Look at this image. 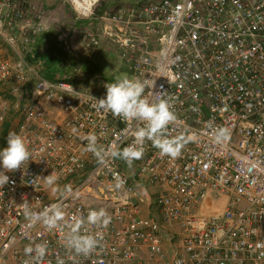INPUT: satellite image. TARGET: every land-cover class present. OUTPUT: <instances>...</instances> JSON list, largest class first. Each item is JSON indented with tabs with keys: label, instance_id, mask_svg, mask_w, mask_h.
Listing matches in <instances>:
<instances>
[{
	"label": "built area",
	"instance_id": "obj_1",
	"mask_svg": "<svg viewBox=\"0 0 264 264\" xmlns=\"http://www.w3.org/2000/svg\"><path fill=\"white\" fill-rule=\"evenodd\" d=\"M67 1L74 20L58 22L55 37L65 70L49 78L51 12L0 0V149L17 132L32 152L0 188V264H264V0H115L102 15L103 0ZM102 51L163 86L177 116L169 137L186 140L179 158L150 141L131 167L111 156L143 124L93 108L90 95L106 96L89 64ZM88 133L102 160L78 138ZM25 201L37 214L60 204L65 220L49 229ZM101 208L107 227L80 229L100 246L77 254L72 227ZM36 244L47 245L42 258L25 253Z\"/></svg>",
	"mask_w": 264,
	"mask_h": 264
},
{
	"label": "clouds",
	"instance_id": "obj_2",
	"mask_svg": "<svg viewBox=\"0 0 264 264\" xmlns=\"http://www.w3.org/2000/svg\"><path fill=\"white\" fill-rule=\"evenodd\" d=\"M99 2V0H97ZM106 96L95 98L92 105L96 111L111 113L112 116L121 120L136 121L143 124L135 132V140L132 144L124 147L122 150H112L111 156L116 159H122L131 167L135 160H139L144 155V143L150 141L152 146L159 150L161 157H169L173 160L181 156L182 150L186 145L184 138H170L169 126L174 125L177 119L173 106L166 98V91L163 86L159 91H154L155 81L147 79L141 80L137 77H129L124 74L118 76L115 82L106 83ZM146 90L148 94L146 95ZM154 97L155 99H150ZM72 131L78 130L74 127ZM78 138L87 142V151L93 153L97 158L103 159L105 149L98 145V137L95 134H80ZM230 139V130L228 128H219L217 130V142H227ZM32 161V152L26 143L24 137L17 132H9L7 137V146L0 149V188L10 183L8 172H16L23 169V166ZM46 183L51 187L55 183V177L51 174L45 178ZM123 184L120 180L119 187ZM71 191V189H66ZM53 191H59L53 188ZM25 215L34 220H42L49 228L54 229L65 220V211L60 204H53L44 212L39 214L32 212L27 202L24 205ZM111 217L108 212L101 208L99 210L89 211L86 220L81 219L72 227V235L69 245L77 254L89 255L100 246V241L92 235L81 234L80 229L88 225L107 227ZM46 244H36L25 248L26 254L35 253L37 258H42L46 254Z\"/></svg>",
	"mask_w": 264,
	"mask_h": 264
},
{
	"label": "crops",
	"instance_id": "obj_3",
	"mask_svg": "<svg viewBox=\"0 0 264 264\" xmlns=\"http://www.w3.org/2000/svg\"><path fill=\"white\" fill-rule=\"evenodd\" d=\"M36 1L42 3L44 7H46L51 12L52 17L54 18L52 21V30L50 33H48L45 36L46 42L44 41V44H42L41 46H44L45 48L49 47V49H51L52 47L53 50L56 49L58 54L62 57L60 60L65 59L64 56L65 54L57 47V42L55 38L57 31L56 27L58 22H62L66 25H69V23L73 22L75 15L73 7L70 5V3L67 0H36ZM114 6H116L115 0H103L102 3H100V5L96 8V13L98 15L105 14L108 9ZM102 54L111 55V53L109 52H104V51L99 52L97 56L94 58V61ZM102 93H106V89L102 90Z\"/></svg>",
	"mask_w": 264,
	"mask_h": 264
},
{
	"label": "rangeland",
	"instance_id": "obj_4",
	"mask_svg": "<svg viewBox=\"0 0 264 264\" xmlns=\"http://www.w3.org/2000/svg\"><path fill=\"white\" fill-rule=\"evenodd\" d=\"M75 16V15H74ZM119 57L113 52L110 54H102L95 61L90 62V66H92L95 72H99L102 74L108 83L115 82L118 76H122L124 74L129 76V72L126 67H124ZM50 64V61H48ZM58 71H62L63 69H57ZM65 70V69H64ZM63 70V71H64ZM106 72V73H104ZM104 95V93H101Z\"/></svg>",
	"mask_w": 264,
	"mask_h": 264
},
{
	"label": "trees",
	"instance_id": "obj_5",
	"mask_svg": "<svg viewBox=\"0 0 264 264\" xmlns=\"http://www.w3.org/2000/svg\"><path fill=\"white\" fill-rule=\"evenodd\" d=\"M48 48H49V47H48ZM51 49H52V47H51ZM51 49H50V50H51ZM50 58H51V59H49L50 64L45 65L44 71H45L46 75H47L49 78H54V77H55V74H56L57 72H59V71L57 70V69H58L57 62H58L62 57L58 54L57 50L55 49V50H53V51L51 52V57H50Z\"/></svg>",
	"mask_w": 264,
	"mask_h": 264
},
{
	"label": "bare ground",
	"instance_id": "obj_6",
	"mask_svg": "<svg viewBox=\"0 0 264 264\" xmlns=\"http://www.w3.org/2000/svg\"><path fill=\"white\" fill-rule=\"evenodd\" d=\"M75 1H76L77 5H78L80 8L83 7L82 4H81L79 1H77V0H75Z\"/></svg>",
	"mask_w": 264,
	"mask_h": 264
}]
</instances>
